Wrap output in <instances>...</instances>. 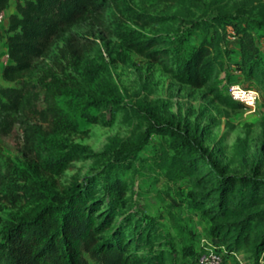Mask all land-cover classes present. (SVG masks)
Returning a JSON list of instances; mask_svg holds the SVG:
<instances>
[{
  "label": "rangeland",
  "instance_id": "rangeland-1",
  "mask_svg": "<svg viewBox=\"0 0 264 264\" xmlns=\"http://www.w3.org/2000/svg\"><path fill=\"white\" fill-rule=\"evenodd\" d=\"M126 4L135 17L118 14L115 28L159 40L167 57H141L91 24L74 29L88 51L68 68L74 87L57 100L77 131L56 137L72 160L54 178L55 192L90 188L95 215L111 219L106 235L118 229L128 253L146 264H198L203 240L224 248L254 242L262 233L256 219L264 216V0ZM8 9L16 12L15 0ZM225 26L252 37L254 61H242ZM200 48L208 51L205 82L193 88L179 71ZM233 83L258 90L254 109L236 107ZM0 144L22 165L13 137ZM112 184L122 187L121 198L106 195ZM19 214L0 204V242ZM253 248L239 251L243 263L264 264Z\"/></svg>",
  "mask_w": 264,
  "mask_h": 264
},
{
  "label": "trees",
  "instance_id": "trees-1",
  "mask_svg": "<svg viewBox=\"0 0 264 264\" xmlns=\"http://www.w3.org/2000/svg\"><path fill=\"white\" fill-rule=\"evenodd\" d=\"M127 1L15 0L16 13L7 17L3 30L10 63L1 74L5 85L0 84V137L16 140L22 165L5 156L0 144V204L18 208L20 214L2 236L0 264H87L88 260L146 264L142 257L128 253L118 229L106 235L111 219L95 215L98 209L90 188L70 187L58 194L53 186L54 178L69 169L72 160L56 137L77 131L57 100L74 87L68 68L80 66L88 51L86 40L74 29L91 24L111 31L127 50L141 57L159 63L167 57L168 49L159 47V40H141L135 31L123 33L115 28L118 14L135 17ZM10 3L0 0V13ZM234 35L242 61H254L259 51L252 37L244 32ZM207 55L200 48L180 67L181 78L193 88L205 82ZM222 185L228 188L225 181ZM248 193L253 198L254 192ZM122 194L120 185L107 186L108 197ZM256 220L262 226L261 235L228 250L239 253L253 243L255 254L264 257V216Z\"/></svg>",
  "mask_w": 264,
  "mask_h": 264
},
{
  "label": "built area",
  "instance_id": "built-area-1",
  "mask_svg": "<svg viewBox=\"0 0 264 264\" xmlns=\"http://www.w3.org/2000/svg\"><path fill=\"white\" fill-rule=\"evenodd\" d=\"M6 21L7 16L0 13V30H5ZM228 38L235 40L236 37L233 31H228ZM228 90L230 99L243 105L246 109H254L260 100L258 90L239 83L231 84ZM202 248L203 252L198 264H228L229 260H236L239 264H245L237 252L230 251L227 248L215 247L205 240H203ZM260 263H262V259H260Z\"/></svg>",
  "mask_w": 264,
  "mask_h": 264
},
{
  "label": "crops",
  "instance_id": "crops-1",
  "mask_svg": "<svg viewBox=\"0 0 264 264\" xmlns=\"http://www.w3.org/2000/svg\"><path fill=\"white\" fill-rule=\"evenodd\" d=\"M10 11L8 9V10L4 11L3 14L7 15L8 12L10 13ZM13 11H11V14H9V15L16 13V12L14 13ZM5 26H6V23H5ZM9 63H10V60L8 59V54H7L6 34L3 30H0V84H2V85H5V83L1 79V74H2V71H3V68L5 67V65H7ZM232 261H234V260H229V263H233Z\"/></svg>",
  "mask_w": 264,
  "mask_h": 264
}]
</instances>
